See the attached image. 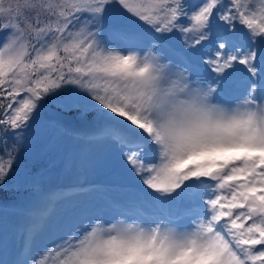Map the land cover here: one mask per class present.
I'll return each instance as SVG.
<instances>
[{
  "label": "snow or ice",
  "instance_id": "obj_1",
  "mask_svg": "<svg viewBox=\"0 0 264 264\" xmlns=\"http://www.w3.org/2000/svg\"><path fill=\"white\" fill-rule=\"evenodd\" d=\"M45 124L112 179L33 184L0 264H264V0H0V201Z\"/></svg>",
  "mask_w": 264,
  "mask_h": 264
},
{
  "label": "rangeland",
  "instance_id": "obj_2",
  "mask_svg": "<svg viewBox=\"0 0 264 264\" xmlns=\"http://www.w3.org/2000/svg\"><path fill=\"white\" fill-rule=\"evenodd\" d=\"M71 127H73L75 132V136L73 137L64 136L56 129H48L46 124L44 130L40 133V138L31 135L26 146L31 148L36 147L37 151L35 153L37 154L41 151V154L38 157L33 155L31 159L27 155H24L22 165H18L17 169L24 171L28 167L26 164L29 165L30 160L34 166L39 168L44 166V169L45 167L51 168L54 163H57L51 169L56 170L59 179L55 183L54 181L46 180L47 177L39 170L35 176L27 174L28 179L33 180L30 186L37 182L36 185H39L43 189L55 190L63 184L71 185L76 182H82L83 180L87 183L86 186L88 187H103L111 182L112 178L106 171L94 169L87 165L86 161L89 150L85 148L86 146H84L83 140L76 138L84 136L90 129L81 124H75ZM80 128H83V130H80ZM37 131L40 132L39 129ZM83 148L85 149L82 151L83 155L81 156L79 155V151ZM69 162H71V167H68ZM31 190L32 186L29 188L24 187L23 193L17 195L13 200L0 201V260L5 259V247L10 257L15 249L12 240H7L2 230L4 227L3 224L9 225L12 216H16L17 212L11 216L5 206L25 199Z\"/></svg>",
  "mask_w": 264,
  "mask_h": 264
},
{
  "label": "trees",
  "instance_id": "obj_3",
  "mask_svg": "<svg viewBox=\"0 0 264 264\" xmlns=\"http://www.w3.org/2000/svg\"><path fill=\"white\" fill-rule=\"evenodd\" d=\"M28 142L26 143H23L21 146H20V150H19V156H18V165H22L21 163L23 162L22 159H24V155H27L30 159L33 155H35L36 157L39 156V154H41V151H39L37 154L35 153L37 151V148L36 147H27ZM28 167L23 171L21 169H17V166H14V170H18V177H17V183L21 186V191L19 193H17L16 195L14 196H11L9 197L8 200H11V199H14L17 195H19L20 193H23V190H24V187L25 188H29L31 187L30 186V183L33 181V180H30V179H27L25 180V175L29 174L31 176H35L37 175V171H41V173L50 178V180H53V181H57V177H54L52 178L51 176H49V172H51V170H48L46 171V168L44 169V166L39 168V167H36L33 165V163L29 162V165L26 164ZM35 167V168H34ZM33 168V169H32ZM44 170V171H43ZM37 182H35L36 184ZM39 184V183H38ZM28 186V187H27ZM26 191V190H25Z\"/></svg>",
  "mask_w": 264,
  "mask_h": 264
},
{
  "label": "bare ground",
  "instance_id": "obj_4",
  "mask_svg": "<svg viewBox=\"0 0 264 264\" xmlns=\"http://www.w3.org/2000/svg\"><path fill=\"white\" fill-rule=\"evenodd\" d=\"M80 130H82V129L80 128ZM84 146H86L85 143H84ZM85 148H87V146ZM85 148H83V149H81L79 151V153H80L79 155H81V156L83 155L82 151ZM25 203H26V200L22 199L21 201L15 202V204H11V205L5 206L8 209V212H9V214L11 216L14 215L17 212L16 216L15 215H14V217L12 216V219L10 220L9 225H4L3 224L4 227H3V230H2L5 233V235H6V239L9 240V241L12 240L13 247H16L17 243H18L17 242L16 229L19 227L20 222H21V217L19 215L18 209L22 205H24ZM7 258H11L9 254L5 256V259H7Z\"/></svg>",
  "mask_w": 264,
  "mask_h": 264
}]
</instances>
